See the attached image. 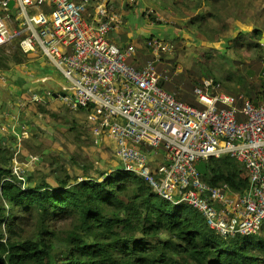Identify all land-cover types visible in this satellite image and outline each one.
Masks as SVG:
<instances>
[{"label":"built area","instance_id":"built-area-1","mask_svg":"<svg viewBox=\"0 0 264 264\" xmlns=\"http://www.w3.org/2000/svg\"><path fill=\"white\" fill-rule=\"evenodd\" d=\"M122 25L123 16L107 2L0 0V48L16 44L27 58L48 62L65 80L64 104L90 108L94 137L111 145L125 169L162 199L199 211L223 237L258 233L264 222V97L254 104L206 78L193 90L202 108L181 101L160 86L170 79L168 70L156 68L174 44L147 38L149 57L136 65L130 61L136 46L109 38ZM222 155L247 172L245 192L200 178L197 164ZM12 168L16 176L23 173L18 164Z\"/></svg>","mask_w":264,"mask_h":264},{"label":"trees","instance_id":"trees-1","mask_svg":"<svg viewBox=\"0 0 264 264\" xmlns=\"http://www.w3.org/2000/svg\"><path fill=\"white\" fill-rule=\"evenodd\" d=\"M172 1L164 2L173 6ZM226 1L213 0L209 9L186 21L187 27L201 32L210 42L216 41L227 26L215 8ZM254 1L232 0L233 24L237 4L250 8L253 3L256 12L253 28L247 32L251 42H246L247 33L239 31L234 38L238 44L232 50L245 41V47L263 63L259 74L264 75V46L260 43L264 22L258 25L264 17V0ZM25 58L17 45L14 54L1 52L0 70L21 64ZM161 63L156 65L158 72L162 71ZM198 72L204 77L201 81L180 78L170 86L168 79H161L160 86L177 92L182 82L185 90L179 99L202 108L194 88L206 78L220 83L206 67H199ZM242 83L238 80L248 98L258 104L264 97V79L248 88ZM237 106H242L241 100ZM79 109L90 112V108ZM5 144L1 138L0 146ZM1 153L0 264H264V222L256 234L223 237L206 224L199 211L162 199L120 160L109 172L91 174L84 168L80 177L64 172V177L56 176L49 182L44 178L37 181L33 172L16 176ZM197 169L210 186L226 184L236 192L249 188L247 172L228 155L200 161Z\"/></svg>","mask_w":264,"mask_h":264},{"label":"rangeland","instance_id":"rangeland-1","mask_svg":"<svg viewBox=\"0 0 264 264\" xmlns=\"http://www.w3.org/2000/svg\"><path fill=\"white\" fill-rule=\"evenodd\" d=\"M100 1L107 2L112 11L120 13L123 16L124 26L130 24L131 29L138 34L137 44H133L138 50L136 65L142 64L149 56L144 49L147 38L157 37L174 44L173 53L163 55L160 65L161 72L165 69L169 72L170 86H174L180 78L201 81L204 78L199 76L198 70L201 66L206 67L212 73V77L219 81L221 91L237 96L240 94L247 96L244 86L238 85V80L243 81L242 84L248 88L249 84L257 86L261 79H264V75L259 74L263 63L257 61V54L253 53L251 48L245 47L246 42H251L248 40L247 32L253 28V18L256 16V12L252 9L253 3L249 4L250 8L245 4L235 6L237 12L235 24L232 20V0L219 3L215 9L220 13L221 21L227 29L218 36L219 39L210 42L201 32L187 27L186 21L192 15L209 9L213 0H173V6L169 3L165 5L164 1L167 0H139L136 4H130L128 0H90L92 5ZM258 2L260 0H255L254 4ZM148 10H152V13L147 14ZM261 22H264V17L258 20L260 27ZM239 31L247 33L246 42L243 41L244 43L233 51L232 48L238 44L237 39L234 38ZM262 38L264 39V36ZM254 40L258 39L254 38ZM1 52L14 54L16 45L1 47ZM261 53L264 55V50ZM27 61L29 59L25 58L21 65ZM45 64L49 68L48 73L52 76L56 75L61 85L50 83L48 78L46 82H49V85L45 87L38 81L25 85L26 87H18L17 95L13 96L15 99L11 106V114L17 113L20 121L30 124L33 130L29 138L24 139L20 145L17 144L18 146L15 145L16 141L13 137H8L6 145L0 146L6 164L10 167L20 165L23 168L20 176L33 172L37 181L44 178L49 182H54L56 176L64 177V172L72 177H80L84 168L90 169L91 174H97L99 171L109 172L120 165L111 145L106 143L105 139L100 145L95 143L87 122V110L70 109L64 104L60 95L65 80L48 62ZM21 77L29 81L37 78L35 73ZM183 85L181 82L177 92L171 91L176 93L178 98L185 90ZM42 93L46 94L45 99L42 98ZM53 94L57 97L54 98ZM35 96L41 98L42 102L36 101ZM34 121L37 122L36 125L33 124ZM154 160L159 161L160 156Z\"/></svg>","mask_w":264,"mask_h":264},{"label":"crops","instance_id":"crops-1","mask_svg":"<svg viewBox=\"0 0 264 264\" xmlns=\"http://www.w3.org/2000/svg\"><path fill=\"white\" fill-rule=\"evenodd\" d=\"M128 20L130 21L131 18ZM145 36L146 35H144V37ZM109 38L113 43L117 44L118 46H125L128 44H137L138 34L131 29L130 24H127L126 26H124V23H123L122 27L119 30L112 32ZM138 46H141V45L138 44ZM137 52H136V55L130 61L136 60ZM21 64L20 65L18 64V66L15 65V67H13L14 65H12L10 69L5 70L0 73V107H1L0 135L2 134V142H5V143L8 142V139H9L8 137L15 138L16 146L20 145V143H22L24 139L29 138L31 131L33 130L30 124H28L27 122L22 123L20 121V116H18L17 113L11 114V106H12V103L14 102L13 99H15L13 96L17 95L18 87L20 86L26 87L30 83L37 82V81L40 82L39 83L40 85L45 87L46 85H49V82H46L48 78L50 79V83L54 82L58 85H61L56 75L52 76V74L48 73L49 68L46 67V64L40 59L30 58L29 61L24 63V65H21ZM34 73L36 74L37 78L34 79L33 81H29L26 78L21 77L23 75L30 76V75H33ZM45 95L46 94H43V93L41 94L43 99H45ZM53 97L56 98L57 95L53 94ZM39 99L40 100H36V101L42 102V99L41 98ZM89 113L90 112L87 113L88 114L87 122H88L89 130L92 133L91 123L88 118ZM33 124L36 125L37 122L34 121ZM92 137L94 138L95 143L99 145H100V142L103 140L101 138H95L94 135H92Z\"/></svg>","mask_w":264,"mask_h":264},{"label":"water","instance_id":"water-1","mask_svg":"<svg viewBox=\"0 0 264 264\" xmlns=\"http://www.w3.org/2000/svg\"><path fill=\"white\" fill-rule=\"evenodd\" d=\"M260 43H261L262 45H264V39H263V38L260 40ZM3 107H4V106H3Z\"/></svg>","mask_w":264,"mask_h":264}]
</instances>
